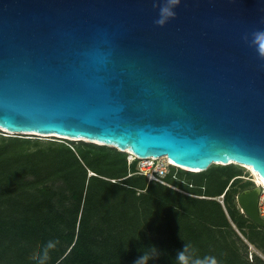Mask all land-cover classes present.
Returning <instances> with one entry per match:
<instances>
[{
  "label": "water",
  "instance_id": "obj_1",
  "mask_svg": "<svg viewBox=\"0 0 264 264\" xmlns=\"http://www.w3.org/2000/svg\"><path fill=\"white\" fill-rule=\"evenodd\" d=\"M0 0V127L264 179V0ZM247 37V39H246ZM236 201L259 216L261 186Z\"/></svg>",
  "mask_w": 264,
  "mask_h": 264
},
{
  "label": "trees",
  "instance_id": "obj_2",
  "mask_svg": "<svg viewBox=\"0 0 264 264\" xmlns=\"http://www.w3.org/2000/svg\"><path fill=\"white\" fill-rule=\"evenodd\" d=\"M127 153L83 140L1 134L0 264H134L145 254V264H179L185 245L193 264L205 256L264 264L258 254L248 259L235 229L264 255V228L236 201L254 182H241L233 164L200 172L172 167L176 178L166 179L175 189L148 181ZM49 242L55 247L45 251Z\"/></svg>",
  "mask_w": 264,
  "mask_h": 264
},
{
  "label": "built area",
  "instance_id": "obj_3",
  "mask_svg": "<svg viewBox=\"0 0 264 264\" xmlns=\"http://www.w3.org/2000/svg\"><path fill=\"white\" fill-rule=\"evenodd\" d=\"M136 161L137 172L144 175L148 181H156L162 183L164 185L170 186L172 188L178 189L174 186L169 180H167V176L170 175L171 178H176V170L171 171L172 167H179L175 162L170 161L166 155L164 156H146L139 157L136 155H131L128 152V162ZM180 168V167H179ZM250 180L254 181L251 177ZM258 212L259 216L264 220V187L261 186V192L258 198ZM249 246V256L252 257L253 245L245 239ZM260 256L264 258V255L258 253Z\"/></svg>",
  "mask_w": 264,
  "mask_h": 264
},
{
  "label": "clouds",
  "instance_id": "obj_4",
  "mask_svg": "<svg viewBox=\"0 0 264 264\" xmlns=\"http://www.w3.org/2000/svg\"><path fill=\"white\" fill-rule=\"evenodd\" d=\"M173 3H177V0H166L165 4L162 5L161 12L159 13V18L155 21L158 25L162 26L170 18H174V8L169 7V5ZM251 45H258V50H264V31H256L252 33ZM54 247L55 244L53 242H49L45 251ZM190 247L191 245H185V247L178 253L177 259L179 261V264H193V259L190 258L188 254V250ZM152 251L155 252V246H153ZM148 258L149 256L147 254L142 255L134 262V264H145ZM198 264H218V262L215 257L205 256L198 261Z\"/></svg>",
  "mask_w": 264,
  "mask_h": 264
},
{
  "label": "rangeland",
  "instance_id": "obj_5",
  "mask_svg": "<svg viewBox=\"0 0 264 264\" xmlns=\"http://www.w3.org/2000/svg\"><path fill=\"white\" fill-rule=\"evenodd\" d=\"M1 134H4V135H26V136H29V137H38V138H41V139H52V138L54 139V137H56V139H58V140L59 139H67V138H63V137H60V136H54V135H51V134L11 133V132L7 131L6 129L0 127V135ZM68 140H71V139H68ZM75 141H78V140H75ZM107 147H110V146H107ZM232 164L235 166V168H237L240 171L241 175L239 176L240 177L239 179H240L241 182L250 180V178L252 177V173H251V171H250V169L248 167H246L244 164H240V163H232ZM211 165H213V164H211ZM183 168L185 170L188 169L186 167H183ZM210 182L212 184L216 185V186L219 184L220 176H219V174L217 172H214L211 175ZM216 186H214V187H216ZM220 198H221V196H220ZM220 201L222 202L221 199H220ZM240 211H241V209H240ZM235 229L237 230V232L240 235V237H242V240L244 241V243L247 244V242L245 241L246 238L241 234V232L237 228H235ZM253 249L254 250L252 251V256L254 255V253L255 254L262 253L254 245H253ZM249 253H250V250H249V246H248V256H249Z\"/></svg>",
  "mask_w": 264,
  "mask_h": 264
},
{
  "label": "bare ground",
  "instance_id": "obj_6",
  "mask_svg": "<svg viewBox=\"0 0 264 264\" xmlns=\"http://www.w3.org/2000/svg\"><path fill=\"white\" fill-rule=\"evenodd\" d=\"M32 133V132H30ZM37 134V133H35ZM127 152L131 153V155H135L133 152L131 151H128ZM128 154V153H127ZM167 157V156H166ZM168 158V157H167ZM170 161L174 162L172 159H169ZM246 167H248L252 173V178L253 180L256 182V183H259L260 185H262L264 187V179L250 166L248 165H245ZM177 171V170H176ZM234 178V177H233ZM224 198V197H223ZM259 252V251H258ZM255 254V253H254ZM249 257V256H248ZM250 258V257H249ZM248 258V259H249ZM247 259V258H246ZM252 261V260H251Z\"/></svg>",
  "mask_w": 264,
  "mask_h": 264
}]
</instances>
